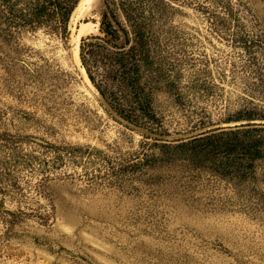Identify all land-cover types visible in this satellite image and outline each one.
<instances>
[{"label":"rangeland","instance_id":"obj_1","mask_svg":"<svg viewBox=\"0 0 264 264\" xmlns=\"http://www.w3.org/2000/svg\"><path fill=\"white\" fill-rule=\"evenodd\" d=\"M105 8L123 48L103 39ZM121 54L137 64L134 89ZM83 63L109 98L146 94L168 134L122 120ZM239 112L264 115V0H87L65 40L0 39V264H264V160L235 184L151 157L152 138Z\"/></svg>","mask_w":264,"mask_h":264},{"label":"trees","instance_id":"obj_2","mask_svg":"<svg viewBox=\"0 0 264 264\" xmlns=\"http://www.w3.org/2000/svg\"><path fill=\"white\" fill-rule=\"evenodd\" d=\"M82 2L83 0H0V39L12 38L21 30L45 29L65 40L70 34L71 17ZM100 17V30L104 41L117 49L126 46L128 43L127 31L119 24L114 15H110L105 8L101 11ZM112 21L118 23L125 31L126 45L117 46L112 41L115 40L113 32L119 34ZM136 34L138 37L137 48L143 50L145 47L144 32L137 31ZM108 35L111 38H108ZM84 40V37L80 38L82 62L84 61L82 54ZM134 49V46L130 48V50ZM135 55L136 53L130 52L131 58ZM143 59L147 64L146 53ZM116 61L118 62L117 69L123 71L121 72L122 83L126 87L134 89L136 83L139 82V77L135 75L138 73V68H135L137 64H131L130 61L125 62L123 54L118 56ZM83 65L91 82L121 118L149 133L159 136L168 134L167 130L162 128L159 119L156 118L146 94H142L137 89L136 98L127 102L109 98L99 86H96L89 68L84 63ZM224 122L227 124L231 122L243 123L218 125L191 136L172 140L152 138L155 140V149L151 152L152 160L159 161L163 165L180 161L191 168L208 172L235 184L250 180L254 176L257 162L264 160V115L255 112H239L235 116L225 119ZM207 126H211V124L200 120L189 132ZM8 214L11 217L9 222L11 226L18 220V217L14 211H8Z\"/></svg>","mask_w":264,"mask_h":264},{"label":"water","instance_id":"obj_3","mask_svg":"<svg viewBox=\"0 0 264 264\" xmlns=\"http://www.w3.org/2000/svg\"><path fill=\"white\" fill-rule=\"evenodd\" d=\"M112 23L114 24V26H115V28L118 30V32H119V34H120V37L117 39V40H112L117 46H122V45H124V44H126V42H127V37H126V34H125V31L120 27V25L118 24V23H116L115 21H112ZM108 38H110V36L108 35L107 36ZM107 104L109 105V103L107 102ZM109 108L111 109V110H113V108L109 105ZM114 111V110H113ZM115 112V111H114ZM120 117V116H119ZM121 118V117H120ZM122 120H124L123 118H121ZM124 121H126V120H124ZM127 123H129V124H132V123H130V122H128V121H126ZM244 122V121H243ZM243 122H234V123H232V124H228V125H234V124H236V123H243ZM132 125H134V124H132ZM135 126V125H134ZM218 125H215V126H207V127H204V128H202V129H199V130H196V131H193V132H188V134H186V135H184V136H182V137H187V136H191V135H193V134H197V133H200V132H203V131H205V130H207V129H211V128H214V127H217ZM179 138H181V137H179ZM175 139H177V138H175ZM34 140H36L37 142H39V143H45V141L44 140H42V139H38V138H34Z\"/></svg>","mask_w":264,"mask_h":264},{"label":"bare ground","instance_id":"obj_4","mask_svg":"<svg viewBox=\"0 0 264 264\" xmlns=\"http://www.w3.org/2000/svg\"><path fill=\"white\" fill-rule=\"evenodd\" d=\"M80 1H81V0H80ZM85 1H87V0H83V2H82L81 4H83ZM91 2H92V0H90V4H91ZM79 3H80V2H79ZM81 4H80V5H81ZM78 5H79V4H78ZM78 5H77V6H78ZM80 5H79V6H80ZM79 6H78V7H79ZM78 7H77V8H78ZM77 8H76V9H77ZM87 25H88V24L82 23L81 26H80V31H81V32L84 31V30L86 29V26H87ZM76 38H77V37H74L75 40H76ZM78 47H79V46H78ZM79 59H80V58H79Z\"/></svg>","mask_w":264,"mask_h":264}]
</instances>
